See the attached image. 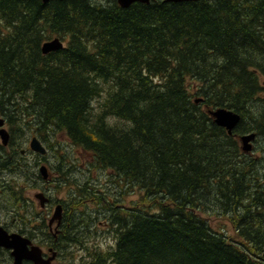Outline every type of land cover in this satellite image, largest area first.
<instances>
[{"label": "trees", "instance_id": "obj_1", "mask_svg": "<svg viewBox=\"0 0 264 264\" xmlns=\"http://www.w3.org/2000/svg\"><path fill=\"white\" fill-rule=\"evenodd\" d=\"M88 1L0 0L1 206L23 222L29 189L64 186L108 213L113 243L87 264H264V0ZM53 37L64 47L43 53ZM218 107L240 116L232 134L208 114ZM250 132L252 154L238 140ZM33 136L44 155L26 148ZM92 170L120 198L137 189L131 208ZM85 212L63 205L54 251L79 246Z\"/></svg>", "mask_w": 264, "mask_h": 264}, {"label": "rangeland", "instance_id": "obj_2", "mask_svg": "<svg viewBox=\"0 0 264 264\" xmlns=\"http://www.w3.org/2000/svg\"><path fill=\"white\" fill-rule=\"evenodd\" d=\"M198 102L197 99H195V102ZM209 110H214V108H209L208 109V114ZM211 116V115H210ZM212 117V116H211ZM59 140L61 141V145H65L67 142V139L64 137H60ZM25 146L28 147V141L26 142ZM83 151H79V149L77 148H72L71 150V157L75 160L76 164L82 169L85 159H88L87 154H83ZM55 153L52 154V156L54 157ZM54 161H56L54 159ZM44 163V162H43ZM79 168V169H80ZM110 171H106V173L101 172L98 173L96 170H92V181L93 183H95L98 186H101L100 188L102 189V187H107L110 188V192L108 193V200L109 202L113 201V197L117 196L120 198L121 192L119 187L117 185L113 186L112 182H113V178L110 179V182H108V179L110 178L109 173ZM98 176V179H95ZM53 183V182H52ZM113 187H117V191L116 192L115 189ZM70 188V187H69ZM127 190L128 192L124 195L123 198L119 199V204L122 206L121 208H131L130 203L137 198L138 196V191L137 189L135 190L133 187H129L127 188L125 185L122 186V189ZM65 189L66 187L64 186H60V188H56L52 189V193H48L47 197L51 200L54 201V204L52 202H50V204H53L54 207L57 204H60L62 206L63 209V205L67 204V211H74V210H85V216H86V220L87 219H91L93 220V222L91 224H83L86 225L88 227V229H84L80 232V244L79 246L72 245L71 242L68 245V247L62 248L59 247L60 252H61V256L64 257V259H60V264H87L90 260L93 259V257H95L98 253L103 254L104 252H106L108 250V248L110 247V245L113 243V236L112 234L108 231V233H105V227L107 226V223L104 222L105 219L107 220L108 217V213L106 212H98L96 207L92 204H90L91 202H86L87 205L83 208L81 207V205L76 204V202H73L68 196H65ZM123 189V191H124ZM38 191V190H37ZM34 190L29 189L27 191V195L31 198H33V205H36L37 203V209L40 212L39 209V201L37 199L34 198ZM65 201V202H62ZM103 201L105 202V199H103ZM63 204V205H62ZM77 207H79L78 209H76ZM65 208V207H64ZM119 208V206H118ZM33 210V209H32ZM124 209H122L123 211ZM121 211V212H122ZM15 208L9 212V210H7L5 207L1 206L0 204V221L1 222H12L11 220V216L15 213ZM35 212V211H33ZM29 214L32 213L31 211L28 212ZM62 214V213H61ZM32 215V214H31ZM31 215H27V218L29 219ZM50 216V215H49ZM61 221L63 220V217L61 216ZM102 221V222H100ZM30 222V221H28ZM61 223V222H60ZM225 224V227L227 228V232L230 235L234 234V228H233V224L230 223V221L227 218H218L215 215H211V225L213 227H218L219 224ZM68 225V224H67ZM77 229V228H76ZM76 229H73V231L75 232ZM71 231V232H73ZM73 232V233H74ZM76 233H78V230L76 231ZM63 234V233H62ZM61 234V237L64 238V236ZM236 234V233H235ZM71 237L73 236V234L69 233L68 236ZM56 236L54 239L56 240V246H57V239H58V231L56 232ZM75 236H78L77 234ZM90 236V237H88ZM79 239V237H78ZM78 244V243H76ZM82 244H85V247L87 248L88 252H86L87 250H85V247L82 251H80V247ZM84 252L86 253L84 256ZM84 256V257H83Z\"/></svg>", "mask_w": 264, "mask_h": 264}, {"label": "water", "instance_id": "obj_3", "mask_svg": "<svg viewBox=\"0 0 264 264\" xmlns=\"http://www.w3.org/2000/svg\"><path fill=\"white\" fill-rule=\"evenodd\" d=\"M43 2H47L49 0H42ZM134 1L148 2L149 0H117V3L121 7H128ZM165 1H185V0H165ZM63 47L62 41L58 38H52L45 40L41 45V50L43 53H48L54 50H59ZM197 102V101H196ZM210 115L212 116L214 123L220 127L226 129L228 134L232 133V130L237 125L240 116L233 112L232 110L226 107H218L214 110H209ZM9 133L7 129L4 127V119L0 117V139L3 145H6L8 142ZM255 139V133L243 134L239 137L241 148L243 152H249L252 149V142ZM29 148L35 153L45 154L46 148L41 144V142L36 138L32 137L29 140ZM23 153V150L21 151ZM39 171L42 175L43 179H47L48 171L46 166L43 164L40 166ZM34 197L38 199L41 207H44L45 203L48 202V198L45 196L43 191H39L34 194ZM62 206L57 204L52 212L51 217L49 218V224L54 221H59L61 218ZM29 240L18 234V233H8L2 226H0V245L9 247V248H24L28 250V252H18L12 250V255L14 256L13 264H20V261L23 258H28L34 261L35 264H55L51 261L55 258V253H53L49 258L44 259L42 257L41 249L38 246H33L31 249H28L27 244ZM16 250V249H15ZM31 250V251H30Z\"/></svg>", "mask_w": 264, "mask_h": 264}, {"label": "flooded vegetation", "instance_id": "obj_4", "mask_svg": "<svg viewBox=\"0 0 264 264\" xmlns=\"http://www.w3.org/2000/svg\"><path fill=\"white\" fill-rule=\"evenodd\" d=\"M108 0H89L88 3L91 5H94L96 3H104ZM117 2V0H115ZM140 3H145L141 1H137ZM52 204L50 207V200L48 204L44 207H41L39 205L40 212L43 214L44 212L47 213V221H46V230H39L37 228V222L36 220L40 217V215H37L38 209H37V203L31 210L32 213H28V210H25V214L31 215L30 218H27V215L24 216V221L19 222L15 221V218H11L12 222H1L0 226H2L8 233H18L24 237H26L29 240V243L27 244L28 249H31L33 246H38L41 249L42 257L44 259L49 258L53 253H55V258L51 261L55 264H60V259H64V257L61 256V253L53 250V244L52 241L54 240L56 236V232H60L57 229V226L60 225L59 221H54L51 224H49V218L52 214ZM30 211V210H29ZM35 211V212H33ZM50 215V216H49ZM30 220H33V222H28ZM106 231L105 233H108L107 226L104 228ZM90 237V236H88ZM68 243L66 246L68 247ZM85 247V244H82L80 247V251H82ZM12 248L0 245V264H13L14 263V256L12 255ZM85 250L87 248L85 247ZM88 252V250L86 251ZM84 252V256H85ZM83 256V257H84ZM20 264H35L33 260L28 258H23L20 261Z\"/></svg>", "mask_w": 264, "mask_h": 264}, {"label": "bare ground", "instance_id": "obj_5", "mask_svg": "<svg viewBox=\"0 0 264 264\" xmlns=\"http://www.w3.org/2000/svg\"><path fill=\"white\" fill-rule=\"evenodd\" d=\"M250 133H252V132H250ZM250 133H245V134H250ZM16 249V250H15ZM13 248V251H18V252H24V253H26V252H28V250H26V249H24V248H20V247H17V248ZM31 251V250H30Z\"/></svg>", "mask_w": 264, "mask_h": 264}]
</instances>
